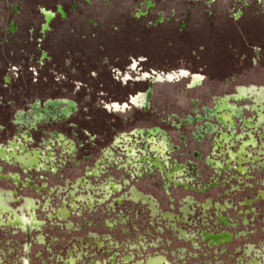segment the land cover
I'll use <instances>...</instances> for the list:
<instances>
[{
  "label": "rangeland",
  "instance_id": "1",
  "mask_svg": "<svg viewBox=\"0 0 264 264\" xmlns=\"http://www.w3.org/2000/svg\"><path fill=\"white\" fill-rule=\"evenodd\" d=\"M179 69L202 80L141 79ZM138 93L145 107L108 108ZM223 99L235 110L216 111ZM51 100L71 101L70 116L37 120ZM14 141L40 167L0 159V260L25 256L18 223L32 215L30 258L89 254L92 237L108 242L99 253L159 249L263 224L264 0H0V146ZM104 178L120 190L107 217L70 210Z\"/></svg>",
  "mask_w": 264,
  "mask_h": 264
},
{
  "label": "flooded vegetation",
  "instance_id": "2",
  "mask_svg": "<svg viewBox=\"0 0 264 264\" xmlns=\"http://www.w3.org/2000/svg\"><path fill=\"white\" fill-rule=\"evenodd\" d=\"M43 15L45 17L46 23H48L53 18V13L50 11H44ZM135 65H136V63H133V67H135ZM185 76H187L191 79V81H190L191 87L198 85L200 83V81L202 80L201 75L194 74V75L190 76V74L186 70H183V69L175 70V71L168 72V73H160L159 72V73H156V76H153V77H151L150 73H143L141 75V79L142 80L148 79V81L149 80L150 81L159 80L161 82V81H164V79L171 80L173 78H177V80H178V79L185 77ZM235 98L239 99L240 97L236 96ZM130 102L132 103V105L134 107H145L146 102H147V93H138L134 96L132 95L130 97ZM34 106L36 108H38L37 103ZM45 106H46V108L44 110L39 111V113L41 112L42 114H40V116L37 118V120L38 119H46L47 117H49V113H48L49 110L52 113V116L54 118H59V119L67 118L68 116H70V114L73 111V104L71 103V101H66V100H56V101L51 100V101H48V103ZM223 107H228V108L235 110V108L233 106H229L226 103L225 99H223L221 101V104L217 105L216 111L222 110ZM108 108L110 110H113V111L124 112L126 110V108H128V105H126V103H124V104L114 103L112 106L109 105ZM37 115H39V114H37ZM16 117H17L16 123L21 124L23 119H24L23 113L19 112ZM226 117H227V114L222 113L219 118L221 120H224ZM187 121L189 123H191L193 120L191 119V117H189L187 119ZM206 127H207V132L211 133L212 128H211L209 123L206 124ZM157 132H158L157 129H150L147 131L149 136H154V135H156ZM134 133H143V131L142 130L134 131L132 134H134ZM58 137H59V140L62 139L61 135H58ZM125 139L129 140L128 138H124L122 140L124 141ZM25 140H26V137H24V141ZM117 142H121V141L118 140ZM152 144H153L152 149L155 150L156 152H159L160 154H162L163 151L165 150L164 139L160 143H154L153 142ZM71 147H72V145L69 146V148H71ZM158 156L154 157V163L157 167L162 168V164L160 163L161 160L158 158ZM0 159L3 161H9L11 164H15V165L18 164L22 168H25L26 171L34 170L33 167H35V168L40 167L37 152L26 151V149L24 148V145L21 141L20 142L14 141V142H10V144L7 146H0ZM96 173H97V169H94L88 175L83 176V177L81 176V178H78L77 180H79L80 184H78L77 187L86 186L87 182L89 181L87 179H90L91 177H94V178L97 177L98 175ZM173 174H167L166 173V175H165L166 179L170 178L171 176L173 177ZM104 179L106 181L104 183V185H102V183H97L94 186V187H96L97 193L100 194L99 197L94 196L93 201L90 198V202H87V200L86 201L82 200L83 203L81 204L82 201L81 202H78L80 200L76 201V199L73 197L74 196L73 195L72 197L74 199L72 198L73 199L72 202H74V205H70V207H71L70 210H72L74 213H78V212H76L77 210H87V211L91 210L90 212L93 213L94 212L93 210H96L95 206L100 205V206H104L102 211L105 210L104 213L106 214V217H107L109 215V210L112 209V206L109 205L110 197H111V195H114L115 193H117L120 190H119V186L114 185L111 181L106 180V178H104ZM109 183H110V185H109ZM173 183L175 185H178V183L174 180H173ZM90 186H93V185H91V183H90ZM120 186H121V184H120ZM71 188H73V187H71ZM112 188H114V189H112ZM88 197H90V195ZM91 197L93 198V196H91ZM121 200L122 199H116V200H112V202H113V204H120ZM129 200L138 201V200H145V198L142 195L133 193ZM99 201H101V202H99ZM76 203H78V204H76ZM26 206L31 207L32 205L30 202L27 201ZM208 206H209V202L204 204V208H207ZM29 210H31V209H29ZM62 214L65 216L66 213L64 211H62ZM52 217L53 216H50L49 218H52ZM86 223L88 224L87 226H89V225L91 226V224L93 225L92 222L87 221ZM12 224H17V223L8 222V226H10ZM103 224H104V226H107L105 223H103ZM1 225H2V223H1ZM18 225H19V228L22 229V231L26 237L25 241L23 243V247L25 250V256L23 257L24 262L22 264H29V260L31 257V251H30L31 243H30V239H29V230H30V228L37 230L39 227H41V225L35 224L33 215H32V219L30 222H26L24 219L21 218ZM38 230H40V229H38ZM135 230H137V229H135ZM210 236H214V234L204 235V239H205V237H210ZM88 240L89 241H86L87 246L89 247L88 250L90 251V249L92 248V252L90 254H87V255H81V260H82L81 262H83L85 264H109L110 262L114 261L115 258L111 257L109 259V262H108V258H109L108 254L106 255L107 257H103L102 255H100V257H102V258L101 259L98 258L99 256L97 253L102 251L103 247L105 248L106 251H108V248H107L108 242L107 241H106V243H104L103 239H102V241L101 240L99 241V240H97V238H93V237L88 238ZM38 244L41 245L42 247L47 246L45 244V242H43V239H39ZM78 246H79V244H78ZM79 247H81V246H79ZM39 254L41 255V252ZM66 255H67V258L65 260L66 264H77L76 262L79 261V259H80V257H77V256L70 257L71 254H69V253H67ZM87 256H89V257H87ZM37 257H38V255H37ZM53 260L55 261L56 264H58V263L63 264V262H64L61 259V257H59V255L56 256V258H53ZM122 261H123V263H126L127 261H129V257L124 258ZM147 262H149V261H147ZM147 262L144 264H147ZM133 264H143V263L141 261H135V263H133Z\"/></svg>",
  "mask_w": 264,
  "mask_h": 264
},
{
  "label": "water",
  "instance_id": "3",
  "mask_svg": "<svg viewBox=\"0 0 264 264\" xmlns=\"http://www.w3.org/2000/svg\"><path fill=\"white\" fill-rule=\"evenodd\" d=\"M154 75L155 73H151V76ZM173 80L175 78L164 79V81ZM153 82L160 81L149 80L148 84L151 85ZM126 105L132 106L130 99ZM97 254L99 259L102 258L100 255L107 257L108 254V262L111 257H114V261L109 264H133L135 261H141L143 264L147 261H149L147 264H264V223L159 249ZM81 255L87 254H75L70 257H80L76 263L85 264L81 262ZM59 257L65 262L67 255ZM127 257L129 261L123 263L122 260ZM53 258L56 256L32 257L29 264H56ZM23 262V258L0 260V264H22ZM64 262L63 264H66Z\"/></svg>",
  "mask_w": 264,
  "mask_h": 264
},
{
  "label": "bare ground",
  "instance_id": "4",
  "mask_svg": "<svg viewBox=\"0 0 264 264\" xmlns=\"http://www.w3.org/2000/svg\"><path fill=\"white\" fill-rule=\"evenodd\" d=\"M154 76H156V73H155V75ZM151 77H153V76H151ZM177 78H175V80H176Z\"/></svg>",
  "mask_w": 264,
  "mask_h": 264
}]
</instances>
